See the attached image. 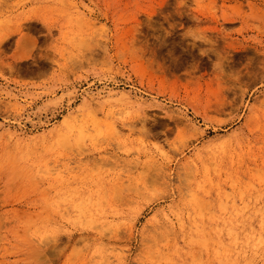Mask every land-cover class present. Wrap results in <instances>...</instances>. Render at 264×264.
Segmentation results:
<instances>
[{"label":"rangeland","instance_id":"obj_1","mask_svg":"<svg viewBox=\"0 0 264 264\" xmlns=\"http://www.w3.org/2000/svg\"><path fill=\"white\" fill-rule=\"evenodd\" d=\"M263 162L264 0H0V264H264Z\"/></svg>","mask_w":264,"mask_h":264},{"label":"bare ground","instance_id":"obj_2","mask_svg":"<svg viewBox=\"0 0 264 264\" xmlns=\"http://www.w3.org/2000/svg\"><path fill=\"white\" fill-rule=\"evenodd\" d=\"M89 100H91V101H95V98L92 97V98L89 99ZM87 105H88V103L86 102L85 105H84V107H87ZM91 118H93V117H91ZM90 121H91V120H90ZM92 121H94V119H92ZM94 123H95V122H93V124H94ZM65 124H66V123H65ZM89 124H90V122H89ZM67 125H68V123H67ZM94 125H95V124H94ZM80 126H82V125H80ZM84 126H85V125H84ZM65 127H66V125H65ZM86 127H87V126H86ZM86 127H85V128H86ZM78 128H79V126H78ZM77 130L79 131V129H77ZM81 131H82V130H81ZM81 131H80V132H81ZM85 131H86V130H85ZM77 134H80V133H77ZM82 134H83V132H82ZM263 163H264V162H263ZM254 172H255V171H254ZM256 173H257V172H256ZM261 174H262V173H261ZM263 179H264V178H263ZM262 185H263V183H262ZM197 200H198V199H197ZM202 202H203V201H202ZM199 204H200V203H199ZM263 215H264V214H263ZM260 221H261V220H260ZM260 221H259V222H260ZM261 223H262V222H261ZM259 227L262 228L261 226H259ZM242 228H243V227H242ZM245 228H246V227H245ZM245 228H244V229H245ZM250 229H252V228H250ZM156 230H157V229H156ZM170 230H171V229H170ZM228 230H229V229H228ZM240 230H241V228H240ZM230 231H231V230H230ZM244 231H245V230H244ZM249 231H250V230H249ZM256 231H257V230H256ZM263 231H264V230H263ZM153 232H154V231H153ZM240 232H241V231H240ZM240 232H239V233H240ZM254 232H255V231H254ZM167 233H168V232H167ZM245 233H246V232H245ZM261 233H262V232H261ZM228 234H229V233H228ZM237 234H238V233H237ZM240 234H241V233H240ZM240 234H239V235H240ZM246 234H247V233H246ZM239 235H238V236H239ZM247 235H248V234H247ZM238 236H236V237H238ZM240 236H241V235H240ZM242 236H243V234H242ZM255 236H256V235H255ZM261 236H262V235H261ZM231 237H233V235H231ZM234 237H235V236H234ZM257 237H258V240L261 239V238L259 239V236H257ZM244 238H245V237H244ZM252 238H253V237H252ZM252 238H251V239H252ZM255 238H256V237H255ZM262 238H263V237H262ZM232 240H233V242H232V241H231V242L234 243V241H237L238 239H237V240L232 239ZM247 240H248V238H247ZM252 240H253V239H252ZM255 240H256V239H255ZM255 240H254V242H256ZM227 242H228V241H227ZM245 242H246V240H245ZM249 242H250V241H249ZM257 242H259V241H257ZM228 243H229V242H228ZM235 243H236V242H235ZM235 243H234V244H235ZM260 243H261V242H259L258 244L260 245ZM242 244H243V242H242ZM249 244H251V243H249ZM220 245H221V244H220ZM236 245H237V243H236ZM236 245H235V246H236ZM240 245H241V244H240ZM246 245H248V244H246ZM246 245H245V246H246ZM253 245H255V243H254ZM259 245H258V246H259ZM222 246H223V245H222ZM258 246H257V247H258ZM236 247H237V246H236ZM246 247H247V246H246ZM257 247H255V248H257ZM259 247H260V246H259ZM246 249H248V248H246ZM257 249H258V248H257ZM238 250H239V249H238ZM239 251H241V250H239ZM242 251H243V250H242ZM242 251H241V252H242ZM236 252H237V251H236ZM229 253H230V251H229ZM242 254H244V253H242ZM244 260H245V257H244ZM231 261H232V260H231ZM245 262H246V260H245ZM230 263H231V262H230Z\"/></svg>","mask_w":264,"mask_h":264}]
</instances>
